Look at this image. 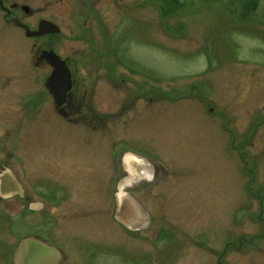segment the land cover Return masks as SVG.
<instances>
[{
	"label": "rangeland",
	"instance_id": "374dc122",
	"mask_svg": "<svg viewBox=\"0 0 264 264\" xmlns=\"http://www.w3.org/2000/svg\"><path fill=\"white\" fill-rule=\"evenodd\" d=\"M255 2L256 8L244 18L250 0H196L191 6L181 0L179 5L188 6H176V14L169 17L162 15L164 5L157 0L96 1L104 25L100 30L95 24L89 34L95 43L64 40L56 50L80 58L86 66L97 58L101 63L108 60L109 66L99 70L115 77L131 70L125 79L134 82L141 76L147 87H155V97L151 105L141 99L136 110L126 109L119 116L115 89L105 115L108 125L93 131L78 127L81 140L73 142L59 138L62 134L54 125L25 126L13 120L17 112L0 115L5 122L0 127V167L9 160L23 184L29 186L34 178L35 187L51 191L59 205L74 200L70 210L53 207L55 214L44 217L41 227L36 226L38 205L33 206L37 216L28 219L30 224L21 218L10 223L6 216L31 215L32 207L22 214V203L0 202V264H12V249L31 235L59 248L71 263L264 264V0ZM35 52L32 46L12 47L5 55L12 61L13 78H23L30 91L40 87L36 78L43 73L31 63ZM118 54L122 65L115 62ZM43 97L37 90L22 97L25 118H37ZM61 128L63 135L75 134V128ZM90 138L91 143L86 142ZM106 145L113 152V167L115 158L129 152L167 173L170 189L164 211L141 212L150 217L151 231H160L153 244L148 233L134 234L113 215L116 180L103 176L102 164L69 160L82 154L103 159ZM70 151L73 155L62 158ZM24 152L38 159L24 158ZM59 171L69 176H64L66 184L55 180ZM90 181L99 189L95 193L106 197L107 206L91 208L90 197L83 191L86 201L80 194ZM103 212L107 220L99 219ZM63 216H71L67 221L72 223H63Z\"/></svg>",
	"mask_w": 264,
	"mask_h": 264
},
{
	"label": "flooded vegetation",
	"instance_id": "af4514ba",
	"mask_svg": "<svg viewBox=\"0 0 264 264\" xmlns=\"http://www.w3.org/2000/svg\"><path fill=\"white\" fill-rule=\"evenodd\" d=\"M96 1L98 2L100 0H0V82L2 83H0V115L5 112L12 116L13 112H17L18 115L16 116V119L13 120L19 124H24L25 126L54 125L53 127H57L58 132L62 134V136L59 135V138L65 139V142H73V138L81 140L76 133L78 127L89 128L93 131V128L108 125L109 119L105 117L107 114L106 110L111 106L110 99L113 97L111 93L117 88H119L118 97L120 99L117 98L118 103H116V106L121 108L119 116H123V112L126 111V109L132 108L136 110L138 107L137 105L141 103V99H144L146 101L145 103L148 102L150 105L152 104L156 93L155 87L151 85L147 87V85L141 82V76L139 75L134 82L126 80L125 78L128 77L127 75H129V71L131 70L119 72V77H115L112 75L111 71L99 70L100 67H103V64L107 67L109 66V61H104V56L102 57L104 62L101 63L100 59L97 58L95 61H89V64L86 66L84 61L80 60V58H77L76 56H64L56 50L57 47L63 45L62 41L64 40H69L73 43H77L78 41H89L91 44L95 43L89 34L93 30L95 24L98 25V29L102 30L100 25L102 22L98 15L97 8L94 6ZM45 22L54 25L56 28H51V31H41V26ZM102 25H104V23H102ZM106 33L105 31L102 32L104 35H106ZM104 35L101 39L103 41V46ZM24 46H32L36 50L31 63H33V67L42 69L43 72L38 78H36V82H38L40 87L37 89L32 88L33 92L37 90V93L43 94L44 96L43 99H41L44 101L37 113V118L34 119L25 118L23 116L25 110L21 108L23 103L22 97H28L29 92L32 91H30L28 86L25 87L24 83H22V81H24L23 78H13L12 61L7 60L5 56L7 55V48L9 53L10 48L12 47ZM44 52H54L63 62H65L70 71L72 88L67 94L65 103L62 106L55 104L54 99L47 88V83L53 73V68L44 59ZM107 56L108 54H106L105 58H107ZM114 57L115 62L122 65L120 55H114ZM19 79L21 81H19ZM110 79H114L112 80L113 82H110ZM120 89H122V91H120ZM9 119L12 121L11 117H9ZM9 119L6 120L10 121ZM148 122H150V120H148ZM4 123L3 118H1L0 127H5ZM6 123L9 124V122ZM61 127H65L69 131H73L75 128V134L63 135ZM64 131L68 132L67 130H63V132ZM3 135L4 132L0 129V140ZM87 141L88 143H91L92 140L90 138L86 140V142ZM30 143L33 142L30 141ZM117 144L118 143L114 144L112 149ZM105 147L107 151L103 150L105 155V158L103 159L96 157L93 160L90 155L86 157L85 154H82L69 158V160L73 159V162H76L79 158L87 164H92V161H94V165L95 163H101L103 166L101 169L103 170V176L108 174L110 175V178L116 180L112 189V197L114 199V203L112 204L114 206L113 215H116L119 222L132 230L134 234L143 232L148 233L149 235L147 238H150V241L153 244V240L156 241L158 239L160 231H151L149 225L150 217H147L146 219L142 216L141 212L144 209L147 214L149 211H164L163 207L166 206V204H164L165 195L167 190L170 189L166 182L167 173L164 168L157 163L129 152L124 153L119 158H115V167H113V162L111 160L113 152L111 151V153H109L108 145ZM30 153L32 152H24V158L31 160L38 159ZM63 154L64 157L62 158H66L65 155L69 156L70 154L71 156L73 155V152H63ZM128 155L134 157L130 162L127 160ZM12 156L16 157L15 159H19L18 154H12L11 157ZM59 157H61V155ZM110 166L112 167V170ZM108 168H110V170H108ZM25 169L27 172L29 168ZM93 169V165H90L89 173H92ZM37 173L41 174L40 168ZM7 174H10L13 177L12 179L16 181L19 188L16 189L13 187L11 179L5 177ZM60 174V176L55 177V180H60L65 183L64 180L67 179L66 176L68 175H65L63 172ZM115 174L116 177H114ZM43 176H46V174L41 177ZM64 176L66 177L65 179ZM0 178H2L0 202L16 203L17 205L22 203L23 207H25L21 212L22 214L28 209L30 210V207H32L31 215H18L16 217L6 216L10 223L14 220L12 218H21L23 219L22 222L27 224L30 217L37 216V211L33 206L38 205L40 223L36 226L41 227V225L44 224V217L55 214V211L52 210L53 207L63 206L70 210L72 202H74L73 199H69L64 202L65 204L63 203L64 205L57 204V197L52 200L51 191L40 190L35 187L34 178L32 180L33 183L29 182V186L26 182V184H23L24 181L22 182L18 178V175L12 170L9 160L1 163ZM8 184L10 186H8ZM79 190L81 193L78 192L82 194L86 201V196L88 195L90 197L89 202L91 208L95 206L101 208L102 205H108V200H106L105 196L100 194V192L98 194L95 193V191H99V189L95 187V184L92 181ZM100 190L104 192V190ZM83 191L86 196L83 194ZM2 192H5L7 196H3ZM78 197L80 203V196ZM159 201L160 203H158ZM56 216L58 222H62L58 219L60 215L56 214ZM108 216V213L103 212L99 219L107 220ZM63 217L66 218L63 223H72L73 220L67 221V218L69 219L71 216ZM161 217H164L165 219L169 218L163 214H161ZM67 225L70 228L68 229L66 227L68 230H65L72 231V226L69 224ZM160 228H162L161 225L158 230H160ZM28 240L40 242L43 245L58 251L61 255V259L57 264H81L67 262L68 257L66 254L56 246L48 243L44 238L36 235L24 237L22 240L18 241L16 248L11 251L12 264H15L14 256L19 245ZM96 264L98 263L96 262Z\"/></svg>",
	"mask_w": 264,
	"mask_h": 264
},
{
	"label": "water",
	"instance_id": "95a60500",
	"mask_svg": "<svg viewBox=\"0 0 264 264\" xmlns=\"http://www.w3.org/2000/svg\"><path fill=\"white\" fill-rule=\"evenodd\" d=\"M51 28H56L50 23H43L41 31H51ZM44 59L53 68V73L48 80L47 88L51 93L54 102L58 106H62L65 103L67 94L72 88L71 74L67 68L65 62H63L54 52H44ZM9 177L16 189L19 188L16 181H14L10 174L5 175ZM2 178H0V187ZM8 186H10L8 184ZM2 189V188H1ZM3 196H7L5 192H2ZM61 259V255L58 251L51 249L43 245L40 242L34 240H28L22 242L14 256L15 264H57Z\"/></svg>",
	"mask_w": 264,
	"mask_h": 264
},
{
	"label": "trees",
	"instance_id": "16d2710c",
	"mask_svg": "<svg viewBox=\"0 0 264 264\" xmlns=\"http://www.w3.org/2000/svg\"><path fill=\"white\" fill-rule=\"evenodd\" d=\"M159 2H163V5H164V8L161 10L162 12V15L165 16V17H169V15L171 14H176V12H174V8H176V6L179 5V2L181 0H172L171 2L169 0H157ZM196 0H187L188 4L191 6L192 3H195ZM256 0H250V5H248V7H246V12L243 13V17L245 18L246 15L248 14V12L251 11V9H254L256 8V5H257V2H255ZM174 6V7H173ZM182 8L181 10H184L186 8V6L188 5H179V7ZM181 13V12H180ZM242 17V18H243ZM243 18V19H244Z\"/></svg>",
	"mask_w": 264,
	"mask_h": 264
},
{
	"label": "bare ground",
	"instance_id": "6f19581e",
	"mask_svg": "<svg viewBox=\"0 0 264 264\" xmlns=\"http://www.w3.org/2000/svg\"><path fill=\"white\" fill-rule=\"evenodd\" d=\"M132 158H134L132 155L127 156V160H129V162H130V160H132Z\"/></svg>",
	"mask_w": 264,
	"mask_h": 264
}]
</instances>
